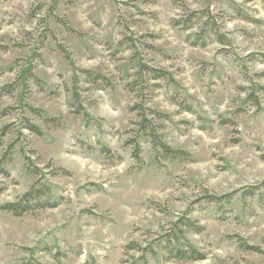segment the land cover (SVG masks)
<instances>
[{"label":"rangeland","instance_id":"rangeland-1","mask_svg":"<svg viewBox=\"0 0 264 264\" xmlns=\"http://www.w3.org/2000/svg\"><path fill=\"white\" fill-rule=\"evenodd\" d=\"M207 8L231 46L200 40L207 17L174 25ZM141 64L168 74L144 75L145 106L180 159L139 132L127 86ZM256 85L264 0H0V264H264ZM38 181L56 207L1 210ZM184 217L202 231L182 228L174 244L204 261L169 258L165 236Z\"/></svg>","mask_w":264,"mask_h":264},{"label":"trees","instance_id":"trees-1","mask_svg":"<svg viewBox=\"0 0 264 264\" xmlns=\"http://www.w3.org/2000/svg\"><path fill=\"white\" fill-rule=\"evenodd\" d=\"M55 8L56 6H54L53 10H55ZM198 16H202L205 18L207 17L206 18L207 20L204 23L202 33L199 36L200 40L205 34L210 33L216 38L218 43H220L221 45L231 46V41L227 38V36L224 34H221L220 27L216 24V21L214 17L212 16L210 8H207L203 12L190 11L187 19H184L183 21H176L174 22V25L183 26L185 29H189L186 27L189 24H193L194 19L199 21V19H197ZM55 19L59 20L56 16H55ZM195 45H198V43ZM205 45H206L205 43L202 44L203 47ZM139 67H140V72L137 75L139 79L136 82H133L127 86V89L130 92L138 95L139 102L136 105H134V107L131 109V112L138 113V116L140 118V123L138 124L139 132L142 133L144 136L149 137L154 146V149L158 151V153L162 154L163 157H165L166 159H170V160L180 159L186 156V153L179 151V150H174L170 146L166 145L162 141V136L159 134V127L156 125L155 121L149 117V114L153 116H157L158 118H163V115L158 114L157 112L150 111L145 106L147 96L145 94L146 87L143 86L144 75L152 74L153 77L151 79L154 81H159L161 79L167 78L168 74L165 71L156 70L145 64H141ZM87 75H90V74L87 73ZM7 89L9 90V93H12L11 87L6 88V90ZM262 92L264 93V88L259 85L258 86L256 85V89H253V91L248 95V101L252 103L254 106L260 107L261 101H260V98L258 97V94ZM50 121L52 123H55L54 120H50ZM226 123L227 122H225V124ZM25 129H27L33 134L41 135L40 129L37 126L32 125L31 123L27 122L25 124ZM135 144H136V140H132L131 145H135ZM140 154H141L140 147L136 144L135 151H134V157L137 161L140 160ZM6 160H7L6 158L5 159L3 158L2 163L3 164L6 163ZM1 172H3V170H1ZM31 173L35 175L36 177L40 175L39 172L35 170H31ZM37 185H40L39 188H37L36 185L33 186L31 190L28 193H26L19 201L15 203H8L5 206H3L1 210L11 213L14 216L22 217L26 214L31 213L35 209H46V208L56 207V205H52L49 202H41V199L46 197L50 193V188L46 186L45 184H41L40 181H38ZM226 197H230V196H226ZM217 200L219 199L216 198L215 196H210V195L207 196V202L209 203L215 202ZM34 202L37 203L35 207L33 206ZM182 228H186L188 230H194L198 233L202 231V228H197L195 223H193L190 219L185 218V217L181 219L180 222L176 223L173 226L171 232H169L165 236L167 239L166 243L168 244L169 258L176 259L181 262L204 261L206 257L200 252H198L192 246L188 244H184V245L174 244V243H180V238L178 237V234H181V235L184 234V231L182 230ZM134 247H136L135 244L131 246V248H134ZM243 248L249 251L250 250L257 251L256 248H250L246 246H243Z\"/></svg>","mask_w":264,"mask_h":264}]
</instances>
